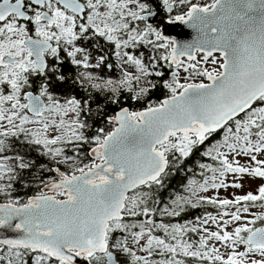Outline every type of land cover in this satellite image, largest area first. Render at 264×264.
I'll list each match as a JSON object with an SVG mask.
<instances>
[{
  "label": "snow or ice",
  "instance_id": "obj_1",
  "mask_svg": "<svg viewBox=\"0 0 264 264\" xmlns=\"http://www.w3.org/2000/svg\"><path fill=\"white\" fill-rule=\"evenodd\" d=\"M65 64L79 98L52 91ZM259 209L264 0H0V264H264Z\"/></svg>",
  "mask_w": 264,
  "mask_h": 264
},
{
  "label": "trees",
  "instance_id": "obj_2",
  "mask_svg": "<svg viewBox=\"0 0 264 264\" xmlns=\"http://www.w3.org/2000/svg\"><path fill=\"white\" fill-rule=\"evenodd\" d=\"M105 51H107L106 48H105ZM62 71L64 72L66 77H70V78L68 82L65 84L54 82L52 84V91L61 97H64L66 95H73V94L76 95L78 98L81 97L83 95L82 91L78 87L74 86L71 82V79L75 77L76 69L72 68L70 65L65 64L62 68ZM91 71L105 78L107 77L115 78L118 75V72L114 66L111 69H108L106 67H101L100 69L93 68L91 69ZM162 96H163V90L161 89L159 91H155L151 93L148 99L155 100L157 98H162ZM125 97H126V94H122L119 106H128L130 109L140 108L141 106L140 104L132 103L130 100L126 99ZM97 105H101L103 107L102 115L96 114V115H93L90 119L87 114H82V115L84 116L85 119H89V122L92 124L93 128L100 125L102 122L104 123V126L107 127L106 121H104V116L112 114L117 109L118 105H113L107 102L106 97H102L98 93H93V100L90 103V107L92 108L93 112L96 111ZM215 138H218V137L216 136L210 137L209 140L206 141L205 143H210ZM82 150L86 151L87 150L86 146ZM28 155L35 157L36 153L30 152L28 153ZM37 159H39L41 163H46V161H44L43 158L37 157ZM195 161H196V157L194 155L190 159L187 160L185 166L194 168ZM44 175H49V174L44 173ZM186 180H187V175H185V173L182 171H177L175 174L170 175L166 181V188L164 190H161V192L159 193V196L161 198V205H163V203L165 202L164 198L168 197L170 193L182 191L181 186ZM15 187H17L18 191L13 193V195L23 196L25 192H27V194L29 195L33 194L32 188L21 189L19 185H16ZM198 214H201L200 209L191 210L187 214H182L181 217L176 218V220L183 221L186 219H193Z\"/></svg>",
  "mask_w": 264,
  "mask_h": 264
},
{
  "label": "water",
  "instance_id": "obj_3",
  "mask_svg": "<svg viewBox=\"0 0 264 264\" xmlns=\"http://www.w3.org/2000/svg\"><path fill=\"white\" fill-rule=\"evenodd\" d=\"M157 17L158 15L152 21H154ZM161 29L166 35L178 40H191L194 35L191 29L187 28L185 25H181L179 22H174L173 24L165 23ZM6 234L11 235V233H6L4 230H0V236Z\"/></svg>",
  "mask_w": 264,
  "mask_h": 264
},
{
  "label": "flooded vegetation",
  "instance_id": "obj_4",
  "mask_svg": "<svg viewBox=\"0 0 264 264\" xmlns=\"http://www.w3.org/2000/svg\"><path fill=\"white\" fill-rule=\"evenodd\" d=\"M152 2L155 5L156 0H152ZM163 16H164V14L161 13V14L158 15V17L154 21H152L153 19H151L150 21H152V23L154 25L162 28V26L165 24V23H162Z\"/></svg>",
  "mask_w": 264,
  "mask_h": 264
},
{
  "label": "rangeland",
  "instance_id": "obj_5",
  "mask_svg": "<svg viewBox=\"0 0 264 264\" xmlns=\"http://www.w3.org/2000/svg\"><path fill=\"white\" fill-rule=\"evenodd\" d=\"M229 191H233V190H231V189H229ZM241 191H243V190H241ZM220 194L221 195H227V193H225L223 190H220ZM257 209H253V211H256ZM260 211H264V209H259Z\"/></svg>",
  "mask_w": 264,
  "mask_h": 264
}]
</instances>
